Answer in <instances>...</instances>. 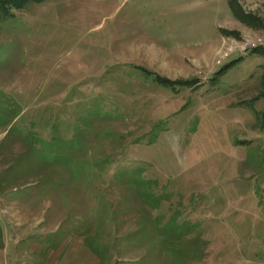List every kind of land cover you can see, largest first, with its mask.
Returning <instances> with one entry per match:
<instances>
[{
    "label": "rangeland",
    "instance_id": "obj_1",
    "mask_svg": "<svg viewBox=\"0 0 264 264\" xmlns=\"http://www.w3.org/2000/svg\"><path fill=\"white\" fill-rule=\"evenodd\" d=\"M258 48L264 0L0 11V264H264Z\"/></svg>",
    "mask_w": 264,
    "mask_h": 264
},
{
    "label": "trees",
    "instance_id": "obj_2",
    "mask_svg": "<svg viewBox=\"0 0 264 264\" xmlns=\"http://www.w3.org/2000/svg\"><path fill=\"white\" fill-rule=\"evenodd\" d=\"M48 0H0V11L6 13L8 10H10L11 8H15V9H22L24 5H26L29 2H34V3H42ZM231 8H232V12L234 14V16H236L239 20H241L242 22L248 23L249 21H246L248 18L244 17L243 15H240L239 12H237V8L233 5V2L231 3ZM244 18H246L245 20H243ZM251 21H254L255 18L250 16ZM254 53H264L261 52V48L258 49H254L253 50ZM263 56V54L261 55ZM229 66V65H228ZM226 66V67H228ZM225 67V68H226ZM224 68V69H225ZM160 82L164 83V84H168L169 82L167 81H163L161 79H159Z\"/></svg>",
    "mask_w": 264,
    "mask_h": 264
}]
</instances>
